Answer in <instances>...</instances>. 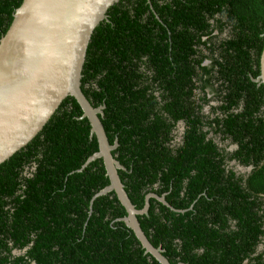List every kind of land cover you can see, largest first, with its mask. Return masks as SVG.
Segmentation results:
<instances>
[{"label":"trees","instance_id":"trees-1","mask_svg":"<svg viewBox=\"0 0 264 264\" xmlns=\"http://www.w3.org/2000/svg\"><path fill=\"white\" fill-rule=\"evenodd\" d=\"M21 2L0 0V38ZM263 47L264 0H119L91 35L81 89L105 106L132 204L148 193L168 203L151 197L137 219L171 264H264V86L253 80ZM206 88L220 103L210 131L238 143L228 160L251 165L247 175L204 140L208 116L191 98L198 90L204 101ZM81 115L66 97L0 164V264H160L119 220L114 191L93 198L109 177L101 158L84 166L98 143Z\"/></svg>","mask_w":264,"mask_h":264},{"label":"water","instance_id":"water-1","mask_svg":"<svg viewBox=\"0 0 264 264\" xmlns=\"http://www.w3.org/2000/svg\"><path fill=\"white\" fill-rule=\"evenodd\" d=\"M118 1L22 0L16 8L0 38V164L42 130L66 97H73L82 110L80 118L88 119L90 136L94 135L98 143V151L84 166L101 158L109 177V184L93 198L114 191L126 211L119 220L133 231L145 253L160 264H171L163 249L151 244L137 219L148 213L151 197L168 203L164 196L148 193L141 209L132 204L118 174L124 167L112 155L118 143L108 142L100 120L105 106L93 107L81 89L91 35L101 21L107 20L109 7ZM253 80L264 86V47L260 74Z\"/></svg>","mask_w":264,"mask_h":264},{"label":"flooded vegetation","instance_id":"flooded-vegetation-1","mask_svg":"<svg viewBox=\"0 0 264 264\" xmlns=\"http://www.w3.org/2000/svg\"><path fill=\"white\" fill-rule=\"evenodd\" d=\"M149 8H151V9L153 8L151 4L149 5ZM204 53H206V52H204ZM209 63H210L209 60L204 61V65H207ZM205 90L206 91L204 92V95L206 98L204 101L200 100L199 96L201 94H199L198 90H194V95L191 98L192 102H193V107L197 110L199 108L201 109L200 110L201 112H198V113L203 114L204 116H208V117L204 118V122H206V124L203 126V128H204L203 131H208V132H206V134L204 136V140L206 142H207V140L213 141V143L216 145L218 151L224 157L225 162H227L228 167L233 168V170L236 172V174H245V175L249 174L253 168L251 165L243 166L236 159L228 160L230 155H232V153H234L235 151H237L239 149L238 143L234 142L231 137L227 138L221 133H216L213 130L210 131L211 127H210L209 120L211 118V116H210L211 107L219 106L220 103H218V101L215 97V94H213L209 88H206ZM196 105H201V106L196 108ZM212 127L216 128L215 124H212ZM175 128L176 129L174 130V136L176 138V141L180 142L181 138L185 132V130H184L185 129V123L183 121H179V122H177ZM261 198H262V201L264 202V195H262ZM263 207H264V205H263ZM262 251H264V236L261 238V241L259 242V244L257 246V253H260Z\"/></svg>","mask_w":264,"mask_h":264}]
</instances>
